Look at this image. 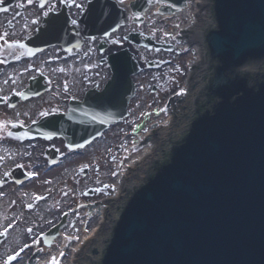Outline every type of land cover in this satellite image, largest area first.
Returning a JSON list of instances; mask_svg holds the SVG:
<instances>
[{
	"label": "water",
	"instance_id": "95a60500",
	"mask_svg": "<svg viewBox=\"0 0 264 264\" xmlns=\"http://www.w3.org/2000/svg\"><path fill=\"white\" fill-rule=\"evenodd\" d=\"M212 1L203 39L216 102L143 171L101 264H264V72L242 73L264 59V0Z\"/></svg>",
	"mask_w": 264,
	"mask_h": 264
},
{
	"label": "flooded vegetation",
	"instance_id": "af4514ba",
	"mask_svg": "<svg viewBox=\"0 0 264 264\" xmlns=\"http://www.w3.org/2000/svg\"><path fill=\"white\" fill-rule=\"evenodd\" d=\"M87 2L0 0V192L9 201L20 194L21 205L30 206L29 212L47 205L37 216V221L49 223L48 226L61 220L69 202V207H73L83 198V161L65 162L50 176V173H43L45 151L53 146L67 152L65 141L56 137L20 141L11 138V134L17 127H28L49 114L67 112L71 98L82 99L87 90L100 86L99 40L83 39L84 27L80 22ZM67 36L74 45L71 49L67 46L68 39L64 38ZM51 38L64 42L47 44L32 52L38 47L36 41L45 43ZM79 38L82 45L76 50L75 43ZM155 83L153 91L161 85L160 81L155 80ZM39 89L44 92L37 95L35 91ZM97 156L94 152V158ZM65 169L67 171L57 178ZM28 171L37 172L39 176L19 185L14 180L15 175ZM94 173L89 172L87 177ZM70 177L77 179L76 194L68 189ZM38 195L44 196V201L32 203ZM35 239L36 233L29 237L28 243H35Z\"/></svg>",
	"mask_w": 264,
	"mask_h": 264
},
{
	"label": "rangeland",
	"instance_id": "374dc122",
	"mask_svg": "<svg viewBox=\"0 0 264 264\" xmlns=\"http://www.w3.org/2000/svg\"><path fill=\"white\" fill-rule=\"evenodd\" d=\"M167 86H168V88L170 87V86H172V84L171 83H168L167 84ZM166 86V87H167ZM152 96H149L148 98H147V101L148 100H151L152 98H151ZM120 127H121V125L119 126V127H117L115 130H120ZM122 132H120V136L119 135H114V140H115V143H116V151H115V153H117V152H119L120 151V148H122V149H125V145H126V142H127V140H128V138L127 137H125V136H122ZM122 136V137H121ZM100 147H101V145H100ZM101 149H102V147H101ZM100 149V150H101ZM102 161H103V159H101V168L102 169H104V165H103V163H102ZM67 171V169H65V170H63V171H60V175L57 177V178H59L61 175H63L65 172ZM56 178V179H57ZM54 180V179H53ZM87 181V179H84L83 180V182L85 183ZM104 181H106V179H102V182H104ZM82 182V181H81Z\"/></svg>",
	"mask_w": 264,
	"mask_h": 264
},
{
	"label": "bare ground",
	"instance_id": "6f19581e",
	"mask_svg": "<svg viewBox=\"0 0 264 264\" xmlns=\"http://www.w3.org/2000/svg\"><path fill=\"white\" fill-rule=\"evenodd\" d=\"M81 27L83 28V26H81ZM96 220H97V224H98V223L101 221V219H99V220H98V219H96Z\"/></svg>",
	"mask_w": 264,
	"mask_h": 264
},
{
	"label": "snow or ice",
	"instance_id": "6c2138e0",
	"mask_svg": "<svg viewBox=\"0 0 264 264\" xmlns=\"http://www.w3.org/2000/svg\"><path fill=\"white\" fill-rule=\"evenodd\" d=\"M9 259H14V257H10Z\"/></svg>",
	"mask_w": 264,
	"mask_h": 264
}]
</instances>
